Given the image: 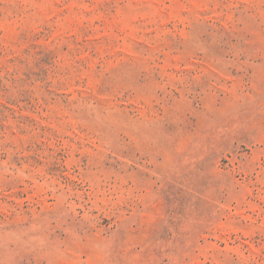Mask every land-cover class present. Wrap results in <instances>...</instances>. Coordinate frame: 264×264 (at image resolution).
I'll use <instances>...</instances> for the list:
<instances>
[{
	"label": "rangeland",
	"instance_id": "rangeland-1",
	"mask_svg": "<svg viewBox=\"0 0 264 264\" xmlns=\"http://www.w3.org/2000/svg\"><path fill=\"white\" fill-rule=\"evenodd\" d=\"M0 264H264V0H0Z\"/></svg>",
	"mask_w": 264,
	"mask_h": 264
}]
</instances>
